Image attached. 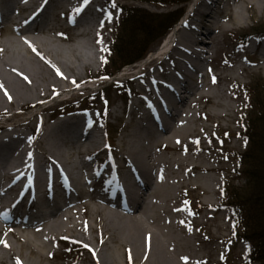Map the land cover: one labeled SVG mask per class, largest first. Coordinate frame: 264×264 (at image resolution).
I'll return each mask as SVG.
<instances>
[{
  "label": "bare ground",
  "instance_id": "1",
  "mask_svg": "<svg viewBox=\"0 0 264 264\" xmlns=\"http://www.w3.org/2000/svg\"><path fill=\"white\" fill-rule=\"evenodd\" d=\"M14 5L22 16L12 19ZM190 6L185 21L157 48L159 55L137 73L131 71L136 66L129 69L131 81L143 86L119 147L102 145L92 116L69 114L38 129L37 113V132L31 136L22 131V122L0 124V264H53L56 242L71 237H91L106 246L102 254L93 253L90 264H121V250L125 264H208L212 259L194 232L203 222L187 215L184 195L197 190L205 209L216 207L220 179L200 173L226 168L195 154L206 151L211 127L200 118L215 119L217 126L233 120L238 103L228 92L231 84L247 85L242 78L251 66L236 64L217 73L205 57L219 50L218 35L245 26L244 11L264 9V0H192ZM101 7L97 0H0V15H7L0 18L5 31L0 110L40 103L83 80L80 70L89 72L100 61L104 45L96 41L104 31L69 18L80 10L97 16ZM45 18L58 23L65 18L69 24L47 27ZM43 34L70 41L77 63L51 55L43 43L54 39ZM22 43L28 55L14 48ZM86 45L98 50L78 54ZM251 55L252 64L264 69V39ZM69 143L81 158L78 165L70 161L75 151ZM86 158L98 162L90 167Z\"/></svg>",
  "mask_w": 264,
  "mask_h": 264
},
{
  "label": "rangeland",
  "instance_id": "2",
  "mask_svg": "<svg viewBox=\"0 0 264 264\" xmlns=\"http://www.w3.org/2000/svg\"><path fill=\"white\" fill-rule=\"evenodd\" d=\"M72 1L73 3H82V0ZM97 1L99 2V5L103 6L100 8L101 13L97 16H92L90 11L86 13L82 11L74 17L69 18V20L71 19L76 21L75 19H80V23L92 27L93 30L102 27L104 33L99 40L102 41L101 44L104 45V49L101 52L100 61L97 62L95 67H93L89 72L83 69L80 70L84 76L83 80L75 83L73 86L74 88L67 92L48 98L40 103L30 102L23 108L15 107L13 109L6 108L0 110V124L6 125L11 122H22L23 124H26L23 125L24 128H22V131L24 134L31 136L37 132L34 130L37 125V121L34 118L35 114H39L41 124L38 123L37 128L40 129L43 122L51 123L50 120L52 121V119L56 116V113L61 111L59 110L60 108L69 105L70 102L82 100L87 95L96 94V92L100 95L102 93L99 91L102 89L104 90V94L97 98V105L94 108L84 111L85 113L83 115L92 116L91 119H93L92 121L95 123L94 134L99 135V140L102 145H106L109 138L108 133L111 128L112 135H114L111 146H120V139L126 133L127 124L131 121V114L129 111L135 108V103L137 104L139 102L141 97L138 93L143 86L142 81H131L129 77L131 74L128 72L133 71L137 73L141 71L143 65H145L149 59L151 60L154 57L153 55H159V50H156L163 41V39H160L154 43L143 60L125 66L115 76H100V71L104 66L105 61L111 56L113 43L115 41V33L118 28L117 25L121 22L122 12L120 5L125 4L128 6L141 7L152 12H167L175 9H184V16H182L180 22L174 26L173 29H175L187 18L188 13L191 10L190 5L192 0L181 5L144 2L143 0H115L116 8L112 7V0ZM89 5L91 8L94 6V3H89L88 7ZM13 8L11 16H22V13L15 5ZM108 13H111V19H109ZM244 14L247 17V23L245 26L240 27L237 30L228 31L224 34L218 35L220 42L219 50H217V52L215 51L213 54H207V56L214 55L213 58L205 57V59L207 61V65L211 66L213 71L217 73L221 70H229L236 64L242 63L244 65L251 66V68L244 75V78H242L247 85H251L257 78H264V69L260 66L252 64L255 56L253 57L251 52L255 49L256 43L259 39L258 37H253L248 43L243 44L239 37L251 30L252 26L256 24L264 25V9H252L250 11L245 10ZM43 20L47 21L45 23L47 27L54 24L60 27V23L65 25L69 24L65 18H62L60 23H58L57 20H48V18ZM10 21L12 22L11 19ZM229 21L231 22L233 19ZM76 22H78V20ZM209 25L211 26V24ZM4 35L5 31H0V44H3L5 39ZM45 36H49L52 40L54 39V42L46 43L44 41L43 43V47L49 50L51 55L55 56L56 59L61 62L66 61L69 63H77L75 56H71L70 54V41L62 40L60 37L52 34L42 35V37ZM209 39L211 40L212 38L209 37ZM211 42L212 41H210V44ZM14 48H16L17 51L22 52L23 55H28L30 53V49L25 43L15 45ZM96 49L98 50V48H95L94 46L92 47L86 45L78 50V54L81 52L84 56H88L92 52H95ZM133 67L135 68L130 71L129 69H132ZM118 82L125 83V88L121 91L118 87L114 86ZM234 93L238 94L237 98L232 97V94ZM228 95L231 97L230 99L234 105L238 103L237 110L232 114L233 120H220L221 125L217 126L215 119L209 121L201 117V121L211 127L208 131V138L204 139L206 151L204 150L200 153L195 152V154L200 155L203 158L207 157V159H211L212 164L226 168L225 171L220 170L217 172L200 173L201 175L213 174L220 179V192L218 198L216 199V207L213 209H205L203 207V199L200 197L202 195L197 190H194L192 193L184 195L186 206L188 207L187 215L196 217L203 222L202 226L194 228V232L199 234V236H201L204 240V252L207 255H212V259L208 264H261L257 261H249L250 246L247 242L238 240L236 236L237 220L235 218L234 211L231 207L225 206V203H227V189H232L233 186L236 185L241 190L245 188L247 184V179L238 172L239 163L237 160V153L246 152L248 148L247 138L243 135L245 130L244 122H246L247 114L252 108L250 102L251 96L247 90V86L243 87L242 85H237V83L234 85L231 84ZM132 102H134V105ZM79 107L82 108L84 105H80ZM125 107H127V112H125ZM208 108L211 109L212 107L208 105ZM42 111H44V113H41ZM68 145L72 149L73 144L69 143ZM71 151H75V154L70 161L74 162L75 165H78L81 158L77 153L76 148ZM103 156L104 155L102 154L101 157ZM86 160L90 167L94 163L98 162V159L95 158H86ZM211 214L213 215L211 216ZM208 215L211 216V218H209ZM214 236H220L222 239L217 240ZM68 241L69 242H56L55 250L57 251V255L53 260H51V263L69 262L70 264H90L88 260L95 256L93 253L96 252V254H102L103 251L107 250L106 246L101 245L91 237L89 239L71 237ZM111 245L112 243H109V247ZM123 255L124 253L121 250V264H125V258ZM47 262L49 261H46L45 264H47Z\"/></svg>",
  "mask_w": 264,
  "mask_h": 264
},
{
  "label": "trees",
  "instance_id": "3",
  "mask_svg": "<svg viewBox=\"0 0 264 264\" xmlns=\"http://www.w3.org/2000/svg\"><path fill=\"white\" fill-rule=\"evenodd\" d=\"M143 1L181 5L190 0ZM120 9L122 17L117 25L111 56L102 67L105 75L113 76L124 66L144 58L153 44L162 39L180 20L184 11V9H175L167 12H152L125 4L120 5ZM252 35L263 36L264 25L252 26L251 30L239 38L245 42ZM114 86L120 91L125 88L124 83H117ZM246 86L251 96L252 107L244 122L243 135L247 138L248 148L246 152L237 153V160L238 172L247 179V184L241 190L236 185L232 189H227L226 206L234 211L238 240L245 241L250 246L249 261L264 264V78L259 77L253 84ZM103 91L101 90L100 95L104 94ZM100 95L90 94L61 111L78 108L80 105L86 108L95 107ZM109 136L112 139L111 128Z\"/></svg>",
  "mask_w": 264,
  "mask_h": 264
},
{
  "label": "snow or ice",
  "instance_id": "4",
  "mask_svg": "<svg viewBox=\"0 0 264 264\" xmlns=\"http://www.w3.org/2000/svg\"><path fill=\"white\" fill-rule=\"evenodd\" d=\"M112 7L116 8L115 0H112ZM109 19H111V13H108ZM102 41L98 39L97 43H101ZM75 83V81H73ZM199 264V262H198Z\"/></svg>",
  "mask_w": 264,
  "mask_h": 264
}]
</instances>
